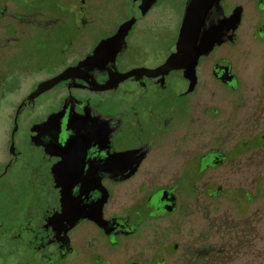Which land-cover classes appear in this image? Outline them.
<instances>
[{
  "label": "flooded vegetation",
  "instance_id": "obj_1",
  "mask_svg": "<svg viewBox=\"0 0 264 264\" xmlns=\"http://www.w3.org/2000/svg\"><path fill=\"white\" fill-rule=\"evenodd\" d=\"M107 1L0 11V264H235L264 200V0H221L175 68L190 0L172 33L168 0Z\"/></svg>",
  "mask_w": 264,
  "mask_h": 264
},
{
  "label": "water",
  "instance_id": "obj_2",
  "mask_svg": "<svg viewBox=\"0 0 264 264\" xmlns=\"http://www.w3.org/2000/svg\"><path fill=\"white\" fill-rule=\"evenodd\" d=\"M135 1H138V0H135ZM141 1H142V4H141L140 8H141L143 14L146 13L153 6V4H155V2H157V0H141ZM220 2H221V0H190L189 1V3L186 6V9H185L183 23H182V27L180 29L179 40L177 43L178 51L176 54H173L168 59L166 64H164V67L173 68L174 66L179 65L181 63L182 53L184 52L183 48H185L184 42H186V41L189 42L196 35H199L200 30H201L202 26L205 24V21L209 15V13L211 12L212 9H219L220 8ZM234 16H235V19L237 18V21H238V18L240 16V13L238 12V10H236L235 13L232 14V18H234ZM133 23H134L133 20H129V21L123 23L120 26L118 32L114 36L103 40L98 45V47L93 52V54L88 56V58L86 60H84L81 63V65L83 66L84 64H89L100 53H105L106 51L112 50L114 48L117 49V50H115V53H116L118 51L117 46H120L121 42L125 39L126 35L130 31ZM220 35H221V30L215 26L204 31V35H203V39H204L203 40V53L204 54L213 48L214 44L218 41V38ZM201 52H202V50H200V53ZM192 54H193L192 52H189L190 57L192 56ZM68 72L69 71H67L66 73H68ZM61 78H63V77H58L55 80H51L50 82H47L45 84H41L40 88L41 89L47 88V87H49V84H54L55 82H57ZM66 197L67 196H64V199H63V201H65V202L67 201ZM53 220L59 221V223L63 224V226H64V224L70 223L69 213H68L66 207H64V210L61 214L55 215L52 218V221ZM61 232L62 231L60 230V233Z\"/></svg>",
  "mask_w": 264,
  "mask_h": 264
},
{
  "label": "rangeland",
  "instance_id": "obj_3",
  "mask_svg": "<svg viewBox=\"0 0 264 264\" xmlns=\"http://www.w3.org/2000/svg\"><path fill=\"white\" fill-rule=\"evenodd\" d=\"M31 1L33 0H0V11L4 10L8 15H22L25 14L23 10L24 3H30ZM107 2L109 9L108 15L117 17L126 15L125 8L128 3L125 2V0H108ZM185 2L186 0H168L162 6L156 7L150 15L157 18L159 16L162 17H159L157 20L166 24L168 26L167 30L172 33L178 29ZM262 207H264V200H258L256 204L253 205L249 215L252 229H254L251 233V252L246 257H236L235 264H264V210L259 211ZM259 219H261L260 222ZM253 235H255V240ZM12 263L19 264L20 260L14 259Z\"/></svg>",
  "mask_w": 264,
  "mask_h": 264
},
{
  "label": "trees",
  "instance_id": "obj_4",
  "mask_svg": "<svg viewBox=\"0 0 264 264\" xmlns=\"http://www.w3.org/2000/svg\"><path fill=\"white\" fill-rule=\"evenodd\" d=\"M34 10H36V8H34ZM35 14V13H34Z\"/></svg>",
  "mask_w": 264,
  "mask_h": 264
}]
</instances>
